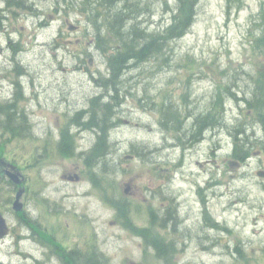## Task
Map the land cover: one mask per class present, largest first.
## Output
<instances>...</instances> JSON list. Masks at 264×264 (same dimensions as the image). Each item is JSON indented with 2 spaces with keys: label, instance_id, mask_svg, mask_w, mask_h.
Segmentation results:
<instances>
[{
  "label": "rangeland",
  "instance_id": "rangeland-1",
  "mask_svg": "<svg viewBox=\"0 0 264 264\" xmlns=\"http://www.w3.org/2000/svg\"><path fill=\"white\" fill-rule=\"evenodd\" d=\"M94 1L0 0V109L25 120H17L19 138H1L0 154L24 176L25 193L20 216L12 210L18 188L0 180L10 226L0 264H69L76 256L83 264L88 245L105 264H264V129L246 103L264 85L256 48L264 0H197L183 36L159 55L126 62L98 42L102 26L117 44L107 20L88 14ZM129 4L136 13L124 31L138 28L140 45L180 12V0H125L120 9ZM110 90L113 146L100 164L113 171L116 215L108 186L99 185L106 176L89 159ZM219 115L220 126L198 129L197 120ZM63 134L75 149L60 150ZM238 140L250 145L245 160L236 158ZM57 242L73 250L70 261L52 252Z\"/></svg>",
  "mask_w": 264,
  "mask_h": 264
},
{
  "label": "trees",
  "instance_id": "trees-1",
  "mask_svg": "<svg viewBox=\"0 0 264 264\" xmlns=\"http://www.w3.org/2000/svg\"><path fill=\"white\" fill-rule=\"evenodd\" d=\"M88 1V0H87ZM125 0H95L92 8L88 10V14H91L92 16L96 18L106 19L107 20V29L109 30L112 37L116 40L115 42L117 44H111V40L107 35L102 36V26L98 27L97 36L98 42H101L104 45H108L110 48L115 50L116 58L119 56L120 59L122 58L123 62H126V59H135V60H145L148 57H150L152 54L157 53L158 55L163 53L164 51V43L167 41H171L173 39H176L180 36H183L188 29L191 27L193 23V16L195 13V6L197 3V0H180V12L177 15H174L173 22L161 33L158 34V36H153L148 40L146 43L143 42L142 45H140V33L141 31H137L138 28H133L130 33H126L124 30L127 29L126 26H128V23L130 22L131 18L133 17V14L136 13L133 9H128V7L133 8V6L126 5L125 9H120V5L124 4ZM18 5V3H16ZM128 6V7H127ZM30 7V6H29ZM104 8V11L100 17L96 16L97 8ZM128 11V12H126ZM121 24V26H118L115 21ZM264 26V23H263ZM123 28V29H122ZM143 39L141 38V41ZM256 48L260 51L264 52V35L259 36L257 38ZM128 55V57H127ZM125 57V58H124ZM118 58V59H119ZM117 59V60H118ZM121 63L115 66V73L114 77L116 78L120 69L122 68ZM116 92V90H114ZM114 91H110L111 100L114 99L113 94ZM253 97L251 100H246V103H248L249 107L253 112L255 113L256 117L259 120V123L261 124L262 128L264 129V85L256 87L253 91ZM113 103L110 101V103H105V118L104 121L101 124H97L93 120V124H97L96 126H99L102 133L97 138V143L95 147L91 151V156L89 159H93V163L91 164L93 172L98 174V177L100 175H105L106 178L104 181H102V177L98 178L100 183V186H104L109 184V175L113 171L110 169H107V164H100V160H106L109 156V149L113 146L111 137H109V130L114 126L112 122L110 123V119H108L107 115L113 110L112 105ZM220 118L216 119V121H213L211 117L205 118V121L198 122V129L199 125L205 127V125H214V122L218 124V126L221 125L223 122V116L219 115ZM5 118V119H3ZM18 119L24 120V117H19L17 115V112L9 108L8 106L2 107L0 109V150L1 152L5 150L6 147V139L5 141H2V137L4 138L5 135H9V139L12 137L17 139L20 137V134L18 133L19 128L21 125H18ZM25 121V120H24ZM24 121L22 125L24 124ZM208 121V122H206ZM211 121V122H210ZM205 122V123H204ZM203 123V124H202ZM210 123V124H209ZM92 124V122H90ZM25 126V125H23ZM203 129V128H202ZM63 140L58 144L57 146L61 149L70 150L73 148L71 144V140L69 139L68 134L63 136ZM65 139V140H64ZM239 143L236 145V151L239 152V155L236 156L238 160H245L249 153L247 149L250 147V145H247L246 143H241L240 140H238ZM4 148V149H3ZM62 151V150H61ZM14 162L16 160H13ZM98 162V163H97ZM27 167L33 168L34 164L31 163V161L27 160L26 162ZM112 183L107 188V196L112 195L113 192H109L110 189H113ZM111 203H113L114 207L120 214L122 213V203L120 201H117V199L110 198L108 196ZM26 217V218H25ZM22 220L26 225H30L32 222V219H30L27 216L21 217ZM34 221L35 227H37L36 221ZM73 254L69 255V261L72 258ZM68 260V258H67ZM76 258H73L69 264L75 263ZM93 261L94 263L98 264L96 262V257L94 254H91V257L89 259V262ZM107 261V260H106ZM91 264V263H90Z\"/></svg>",
  "mask_w": 264,
  "mask_h": 264
},
{
  "label": "water",
  "instance_id": "water-1",
  "mask_svg": "<svg viewBox=\"0 0 264 264\" xmlns=\"http://www.w3.org/2000/svg\"><path fill=\"white\" fill-rule=\"evenodd\" d=\"M70 29L74 30L75 27L72 26ZM9 175H10L11 179L14 181V183H16V184H21L22 183V181L19 178V174L10 172ZM258 175L263 176L264 172H259ZM76 180H78V177H76ZM21 196H22V191H19L18 194H17V197H16V201L14 203V210L16 212H19V211H21L23 209V204L20 203ZM7 233H8V226L6 224V220L0 214V238H3Z\"/></svg>",
  "mask_w": 264,
  "mask_h": 264
},
{
  "label": "flooded vegetation",
  "instance_id": "flooded-vegetation-1",
  "mask_svg": "<svg viewBox=\"0 0 264 264\" xmlns=\"http://www.w3.org/2000/svg\"><path fill=\"white\" fill-rule=\"evenodd\" d=\"M9 165H8V163L7 162H5V161H0V180H2V181H6V179H5V176H6V173L8 172L7 170H8V167Z\"/></svg>",
  "mask_w": 264,
  "mask_h": 264
},
{
  "label": "bare ground",
  "instance_id": "bare-ground-1",
  "mask_svg": "<svg viewBox=\"0 0 264 264\" xmlns=\"http://www.w3.org/2000/svg\"><path fill=\"white\" fill-rule=\"evenodd\" d=\"M141 15V14H140ZM143 15V14H142ZM129 68V67H128ZM122 75V74H121ZM211 122V121H210ZM205 123V122H204ZM203 124V123H202ZM210 124V123H209ZM208 125V124H207ZM203 126V125H202ZM202 126H201V128H202ZM206 126V125H205ZM215 126V125H214ZM207 127H209V126H207ZM204 128V127H203ZM209 131V130H208ZM197 133V132H196ZM195 135V134H194ZM199 137V136H198ZM199 139V138H198ZM196 140V139H195Z\"/></svg>",
  "mask_w": 264,
  "mask_h": 264
}]
</instances>
